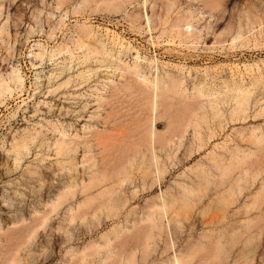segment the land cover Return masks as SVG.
I'll list each match as a JSON object with an SVG mask.
<instances>
[{
	"label": "rangeland",
	"instance_id": "rangeland-1",
	"mask_svg": "<svg viewBox=\"0 0 264 264\" xmlns=\"http://www.w3.org/2000/svg\"><path fill=\"white\" fill-rule=\"evenodd\" d=\"M81 1L0 0V79L14 71L23 79L0 97V264H66L67 253L102 246L113 230L121 237L107 251L70 264H125L130 257L166 264L172 241L183 249L204 235L241 231L222 264H264V194L254 204L264 185V141L257 140L264 139V0H110L111 7L89 0L72 13ZM77 24L92 29L94 37L82 39L87 48L103 45L107 55L86 60L90 50L72 40ZM186 24L188 38L180 36ZM135 63L143 77L159 81L157 90L116 70ZM171 80L174 93L164 86ZM177 129L183 132L164 148L156 141L163 178L147 177L151 133L163 138ZM61 133L68 144L58 152ZM234 157L251 180L223 206L228 190L214 181L213 160ZM120 167L129 172L126 182L83 193L78 187L71 201L55 205L64 185ZM205 172L214 176L207 187L198 177ZM111 184L84 222L69 220L70 207ZM184 188L198 189L199 199L185 213L170 207L171 232L166 226L143 257L134 221L164 193L179 189L183 201ZM108 198L119 205L113 218L99 209ZM250 223L256 225L247 230ZM211 251L192 264H206Z\"/></svg>",
	"mask_w": 264,
	"mask_h": 264
},
{
	"label": "bare ground",
	"instance_id": "bare-ground-1",
	"mask_svg": "<svg viewBox=\"0 0 264 264\" xmlns=\"http://www.w3.org/2000/svg\"><path fill=\"white\" fill-rule=\"evenodd\" d=\"M59 4L61 5L64 0H58ZM89 3V0H82L78 5L72 7V13H77L80 11L82 4H87ZM101 3L105 7H111L113 4L110 2V0H102ZM39 15V14H38ZM88 22V21H87ZM186 29L184 32L180 34L181 37H190L191 31H192V24H186L185 25ZM191 30V31H190ZM74 31H77L76 36L72 38V40L76 39V44L79 48H87L89 45L85 42H83L82 39L84 38H89V37H94V34H92V29L85 25H75ZM186 38V39H187ZM99 43L100 41L97 40ZM88 49V48H87ZM90 49H88L89 51ZM45 54V51L42 49L40 53L36 54L37 57H42ZM92 54H100V55H107V51L103 48V45L101 49H97L95 52H92L91 50L88 52V54L85 56L86 60L91 57ZM50 55L49 57H52ZM139 56L136 58V61H138ZM140 60V58H139ZM116 70L121 71L122 73H130L136 77H139L141 81L147 86V87H152L155 90L159 88V81H151L149 79H146L140 74V67L137 63L134 64V66H128L127 68H122L118 67ZM23 85V79L22 76L20 75L19 71H14L11 73L7 78L5 79H0V97L2 94L5 92H10L12 91V87H18ZM176 82L175 81H168L164 84L166 86V92L174 93L176 90H174L176 87ZM199 93V92H198ZM242 94L245 93L242 92ZM156 98V97H155ZM243 111V110H241ZM207 117L203 115L201 119H206ZM190 122V118L187 120V124H182L180 126L181 129L182 126H187L188 123ZM193 127L198 126L199 122L198 121H193ZM154 127V125H153ZM178 128V129H180ZM171 130L169 135L164 136L163 138L160 135H157L155 133H151L150 135V148L147 146V150L150 153V160L148 159L147 162H145L146 167L148 169V175L147 177H152V175H158L160 180L163 178L164 172L162 169H160L159 162L160 159L158 155L155 153L156 151V141L157 138H159L160 142V149L164 148L175 136H178V134L181 135L179 130ZM176 132L178 133L176 135ZM258 140V145H261V142L264 141V139L257 138ZM67 135L65 133L60 134V138L56 140L54 143L56 146V149L58 152H62L66 149L65 145L67 143ZM41 143V142H40ZM17 160V159H16ZM228 159H222V160H213L214 167L216 171H218V176H213L212 174H208L207 172L202 173L198 177L200 180L203 182V187L210 186L212 184V177H214V181L216 184L219 186H227V196L229 197L228 200H226V197L224 196L221 200L220 203L223 206H227L230 204L232 201H234L243 189H245V184L250 182L251 176H248L247 173L242 172L243 168V162H240L237 157H234L230 162H227ZM235 170H240V174L237 175L236 177H231L232 173ZM129 177V172L125 169V167H120L117 168L113 171H108V172H103L100 175H92L89 178V182L83 181L81 184H75V183H69L67 185H64V187L60 190L58 193L56 200H55V205L56 206H61L69 201H71L75 197V189L80 188L81 192H86L88 189L90 191L93 190H98L102 188L103 186L106 185V183H110L111 181L114 182V179L122 184L127 181V178ZM254 178V177H253ZM256 178V177H255ZM254 178V179H255ZM147 180H144V184L146 185ZM148 184V183H147ZM153 186V184H152ZM112 184L109 186L108 190L101 191L97 197H92V196H87L85 200H83L81 203L74 207H70L68 210V217L71 222L77 218L79 215L82 222L85 221V217L88 213V210L92 207L94 204V201H97L98 198L103 199L109 195V192L112 190ZM111 189V190H110ZM264 185L262 187V190L256 194L254 197V204L257 202L264 194ZM198 190V189H197ZM197 190H194L193 188L187 189L184 188V193H183V201H182V208L183 212L185 213L186 209H189L190 207L192 208L195 204V202L199 199L198 192ZM254 204H252L251 207H249V211L254 208ZM100 211L106 210L109 218H113L116 216L118 210H119V205L116 202H112L110 198H108L106 201H104L103 205H100ZM170 209V206L168 205L167 200L163 196L161 198V203L159 206H149L146 212H144L138 219L134 221V224L132 225V228H138L136 229V245L139 248V252L142 254V256L148 255L151 251V242L154 238H158L159 236L162 235L164 232L166 226L169 227V231L171 232V221L168 219V210ZM167 219V223L165 225L164 219ZM256 225V223H250L246 227L247 230H250L253 228V226ZM252 227V228H251ZM242 231L239 232V235L236 236L237 234H222L219 236H201V238L198 241H193L188 242V245L186 248L183 249H178L176 247V244L174 241H172L171 245V250L173 252L172 257L169 259V261L166 264H192L194 258L196 255L200 252H208L209 250L212 249L211 253H209L207 256L205 255L206 258V264H222L223 261L225 260L227 253L229 252L230 248L235 245L237 239H239L242 236ZM121 237L120 232L118 230H113L111 233L105 235L102 237L103 240V245L102 246H97L94 244H89L86 247H83L82 250H73L70 251L68 254L69 261L66 264H70V261L73 259L79 258L83 262L85 258H87L88 255L91 253H96L99 254L100 250H105L109 249L110 243L112 239H117ZM125 264H134V259L133 258H127Z\"/></svg>",
	"mask_w": 264,
	"mask_h": 264
},
{
	"label": "crops",
	"instance_id": "crops-1",
	"mask_svg": "<svg viewBox=\"0 0 264 264\" xmlns=\"http://www.w3.org/2000/svg\"><path fill=\"white\" fill-rule=\"evenodd\" d=\"M180 194H181L180 190L177 189V191H175L174 193H172V194L164 193L163 196L167 200L168 205L170 207L176 205V207H177L176 210L179 211L182 208V199H181V195ZM160 203H161V200H152L151 202H148L147 205L145 206V208L141 211V213H139L138 216L140 217V215H142L144 212H146L147 209L149 208V206H153V205L154 206H159ZM170 221L174 222V217L170 218Z\"/></svg>",
	"mask_w": 264,
	"mask_h": 264
}]
</instances>
